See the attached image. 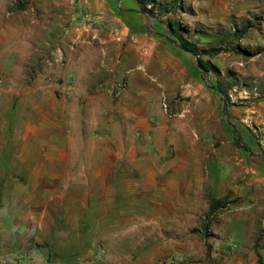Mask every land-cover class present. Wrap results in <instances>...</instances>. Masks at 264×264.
<instances>
[{"label": "rangeland", "instance_id": "374dc122", "mask_svg": "<svg viewBox=\"0 0 264 264\" xmlns=\"http://www.w3.org/2000/svg\"><path fill=\"white\" fill-rule=\"evenodd\" d=\"M171 1L158 0L165 6ZM3 3L0 73L6 71L5 57L9 56L13 75H18L28 72V66H22V58H18L29 34L37 45L38 20H42L39 0ZM73 4L60 0L58 15L64 19ZM141 19L146 29L151 28L166 45L160 44L159 58L147 65L137 60L127 63L119 82L109 87L113 99H122L125 112L120 110L119 118L124 124L138 120L131 113L134 108L145 124L125 131L130 136L125 137L122 153L134 152L140 160H124L122 169L142 182L135 188L127 185V206L119 218L127 228L135 227L134 218L139 215L159 217L164 221L162 229L171 225L173 236L158 243L165 247L166 241L173 242L174 250L157 257L158 264H264V0H178L169 11L155 9L153 15ZM168 20L174 23V32ZM58 21L56 27L48 24L46 40L52 42L48 52L53 51V43L66 29L61 17ZM243 23L249 28L237 39L233 33ZM181 38L201 50L212 67L208 73L197 67L196 55L180 48ZM237 45L253 55L237 51ZM212 46L224 49L212 55L203 53ZM30 68L33 71L34 67ZM219 82L229 94L228 104L210 88ZM36 85L31 80L30 87ZM28 97V82L21 77L0 80V153L4 155L10 149L9 133L11 149L13 144L18 155L16 167L28 163L24 158L29 153L42 154L54 148L55 139L61 136L64 151H97L87 140L79 145L77 135L69 142V126L55 130L51 123L55 113L28 108ZM70 99L66 96L62 103ZM52 100L46 92L43 102ZM63 115L66 117V112ZM237 137L248 150L235 144ZM135 165L143 173L139 175ZM141 198L144 203L155 200L163 206L136 209L134 202ZM221 198L225 205L210 211L211 200ZM140 235L128 237V248L133 250ZM79 257L84 256L73 260ZM135 257L126 258L125 264H136Z\"/></svg>", "mask_w": 264, "mask_h": 264}, {"label": "crops", "instance_id": "0c3cea01", "mask_svg": "<svg viewBox=\"0 0 264 264\" xmlns=\"http://www.w3.org/2000/svg\"><path fill=\"white\" fill-rule=\"evenodd\" d=\"M3 2L0 0V22ZM59 2L39 0L42 20H38L37 45L29 34L18 58H22V66H28V72L13 75V61L6 56V71L0 73V80L21 77L27 81L28 108L55 113L51 122L55 130L69 126V142L77 135L79 145L87 140L97 151H64L62 136L54 132L61 136L55 139L54 148L42 154L29 153L24 158L28 163L16 167L18 155L13 144L11 149L7 133L10 149L4 155L0 153V162L5 161L0 163V264L10 258H15L10 264H70L75 257L91 255L98 248L106 252L94 256L91 264H125L132 256H136V264H158L157 257L174 250L173 242L166 241L165 247L158 243L173 236L171 225L162 229L164 221L159 217L139 215L134 218L135 227L127 228L119 218L127 206V185L135 188L142 182L122 169V161L140 160L134 152L122 153L125 137L130 136L125 131L145 124L137 108L131 113L138 120L124 124L119 118L120 110L125 112L122 99H113L109 87L119 82L127 63L137 60L147 65L159 58L160 44L166 43L151 28L146 29L141 17L147 15L140 12L137 0H71L74 6L64 19L57 13ZM83 11L99 14L101 24L81 25L78 21ZM58 17L66 29L53 43V51L48 52L52 44L46 40L48 24L56 27ZM31 80L37 82L34 88L30 87ZM97 81L101 83L95 85ZM46 92L54 99L49 104L43 102ZM66 96L71 99L63 104ZM134 167L139 175L143 173L139 166ZM134 206L140 210L158 209L163 203H144L141 198ZM136 233L141 235L131 250L127 239ZM164 233H168L166 238Z\"/></svg>", "mask_w": 264, "mask_h": 264}, {"label": "trees", "instance_id": "16d2710c", "mask_svg": "<svg viewBox=\"0 0 264 264\" xmlns=\"http://www.w3.org/2000/svg\"><path fill=\"white\" fill-rule=\"evenodd\" d=\"M137 3L139 4L140 12L145 13L146 15H153V12L155 9H160L163 12L169 11L170 9L175 7V5L178 3V0H173V1H171V3H169L170 5L167 4L166 6L160 4L158 2V0H137ZM168 25H169V29L172 32H174L175 31L174 23L171 20H168ZM248 28H249V25L243 23L239 28H237L234 31L233 35L237 39H241L245 35ZM172 41L175 42V40H172ZM178 45L184 51H187V52H190V53L196 55V65L203 72L208 73L211 70L212 67L210 66L209 62L202 57V55L200 54L201 50L198 51L199 49L196 48V46L193 42L186 40V39L184 40L181 38L178 40ZM222 49H224V48L212 46L211 48H209L207 50H203V49L202 50H203V53H208V54L212 55V54L219 53ZM236 49H237V51H240L241 53L246 54L248 57L253 55L249 52H246L244 49L240 48V46H238V45L236 46ZM210 88L214 89L215 91H217L219 94L222 95L224 104L229 103V101H230L229 94H228L226 88H224L222 82H219V84H217L215 86L210 85ZM235 144L238 145L239 147L245 149V150H248V148L243 143H241V140L238 137L235 139ZM225 203H226V201L224 198L211 200V203L209 205V210L215 211L219 207L224 206ZM71 262L72 261H70V263Z\"/></svg>", "mask_w": 264, "mask_h": 264}, {"label": "built area", "instance_id": "2783aa9c", "mask_svg": "<svg viewBox=\"0 0 264 264\" xmlns=\"http://www.w3.org/2000/svg\"><path fill=\"white\" fill-rule=\"evenodd\" d=\"M78 22L81 23V25H83V26L94 27L97 24H101V17L97 13H91L89 11H83L81 14L80 20ZM76 26L78 27L79 25H76ZM117 88L121 89V85H117ZM97 251L98 252H96L94 254V256L97 254L99 255V254L104 253L103 248H99ZM94 256L79 257V258H76L74 261H72L70 264H91L93 259H94ZM19 257H22V256H19ZM14 260H15V258L14 259L10 258V259L6 260L4 263L10 264V261H14ZM51 264H58V263H51Z\"/></svg>", "mask_w": 264, "mask_h": 264}]
</instances>
